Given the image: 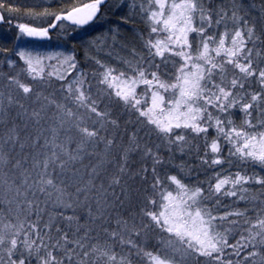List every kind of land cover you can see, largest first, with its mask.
<instances>
[{
	"label": "rangeland",
	"instance_id": "374dc122",
	"mask_svg": "<svg viewBox=\"0 0 264 264\" xmlns=\"http://www.w3.org/2000/svg\"><path fill=\"white\" fill-rule=\"evenodd\" d=\"M126 2L128 10L150 28L145 38L146 46L142 41L144 36L140 39V46L144 49V44L148 49L150 61L147 65H142L140 50L124 49L113 42L114 36L108 43L107 59L111 65L105 69L101 67L94 85L68 77L75 65L68 58L59 59L54 54H31L21 49L16 62L9 64L11 77L16 72L20 80L5 76V85L0 81L3 85H0V112H52L51 117L56 120L54 127L40 131L29 146L23 143L20 157L36 162L34 174L37 175L40 164L47 172L50 160L56 163L53 164L55 170L62 171L63 163L57 161L59 154L73 155L75 164L67 176L73 186H85V177L88 176L92 183L96 174L78 170L79 162L86 160L82 153L84 148L90 151L89 157L96 159L102 147V163L108 152L103 143L107 132L101 131L102 112H137L150 128L149 132L158 135V140L164 138L171 142L173 138V142H179L186 130L199 134L211 128L220 135L209 142L214 163H218L222 142L228 144L232 153L251 160L256 168L264 170V57L258 53L255 40L259 25H262L256 19L263 18L264 14H252L254 0H239L246 7L232 15H227L223 8L215 11L220 5L211 6L213 0ZM94 21L89 25H95ZM104 35L98 37L100 43L104 42ZM19 39L21 43L31 42L23 34ZM161 64L173 74L170 76L167 71L168 75L161 79L156 72ZM47 88L48 96L44 95ZM49 145L52 153L47 150ZM13 150L14 146H9L8 153ZM140 153L157 159L148 148L144 147ZM6 162V155H2L0 167ZM12 163L18 168L21 161L14 159ZM52 173L43 175L45 181L35 175V188L43 193L49 189L64 193L65 189L60 188ZM107 174V170L103 172L104 176ZM214 178L216 191L227 186H231V191L236 190L249 181L243 174L232 177L218 173ZM12 189L6 192L11 201H0L3 210L9 213L17 211L11 204L16 196ZM229 194L235 195V192ZM159 196L160 203L148 222L159 229L153 247L157 245L160 249L154 251L152 247L146 253L147 264H201L199 260L224 259L227 252L236 251L234 246L225 247L228 240L224 229L221 234L220 223L203 208L201 190L194 184L170 176L169 185L160 190ZM27 204L30 212L31 205L28 201ZM65 208L67 210L68 206ZM13 217L0 212V220ZM22 225L0 222V242L4 244L8 239L15 241L25 237ZM123 229L122 226L118 231L120 243L130 247L132 242L122 237ZM128 231L138 238L146 231V225L139 228L133 225ZM249 255L253 264H264V250L260 245L252 246ZM123 259L124 256L115 255L108 264H119ZM65 264L78 263L67 260Z\"/></svg>",
	"mask_w": 264,
	"mask_h": 264
},
{
	"label": "trees",
	"instance_id": "16d2710c",
	"mask_svg": "<svg viewBox=\"0 0 264 264\" xmlns=\"http://www.w3.org/2000/svg\"><path fill=\"white\" fill-rule=\"evenodd\" d=\"M94 1L0 0L3 16L0 24V81L5 85V76L11 77L8 66L16 62L18 52L23 49L31 54H54L59 59L68 58L75 65L68 77L94 85L101 67L105 69L111 65L107 55L110 53L109 39L113 36V42L124 49L140 50L142 65H147L150 60L145 38L150 28L128 10L125 4L128 0H107L100 6L95 25L83 29L71 27L60 20L62 14ZM213 1L211 6L220 5L215 11L223 8L227 15L246 7L239 0ZM253 7V15L264 14V0H254ZM256 20L262 22L256 32V49L264 57V16ZM24 24L46 29L51 35L50 41L21 43L20 27ZM102 33H105L102 37L104 42L100 43L98 37ZM143 36L144 49L140 46ZM167 71L170 76L173 74L163 64L156 70L161 79L168 75ZM13 77L20 80L19 73L15 72ZM48 90L44 91V95L48 96ZM102 113L101 131L107 132L109 137V140L103 137L106 140L104 146L108 149L105 160L102 163V147L96 159L89 157L90 151L84 148L82 153H85L86 160L79 162L78 170L93 171L96 178L90 183L86 176L85 186H73L67 176L75 164L73 155L59 154L57 161L63 163L62 171L55 170L53 164L56 163L51 160L47 172L45 166L39 163L37 175L34 174L36 162L20 157L24 142L29 146L40 131L55 126L52 112H0V157L6 155L7 160L4 167H0V201H9L6 192L13 188L16 196L11 204L17 208V211L9 213L0 204L3 216L14 215L0 222L3 225L9 221L15 225L23 223L22 233L25 235L15 241L8 239L4 244L0 242V264H65L67 260L78 264H108L115 255L124 256L119 264H147L146 253L159 235V229L148 222L149 217L156 211L160 190L169 185L170 176L186 184H194L201 190L203 208L215 217L216 223H220L221 234L224 229L223 234L228 240L225 247L236 248L233 253L227 252L224 259L199 260L201 264H253L249 255L252 246L260 245L264 250V222H261L264 221V170L256 168L251 160L235 155L228 144L222 142L218 163H214L209 153V142L216 136L220 138V135L211 128L199 134L184 130L182 141L173 142L172 138L171 142H167L164 138L158 140V135L149 132L150 128L137 112ZM11 145L14 150L8 153ZM47 147L52 153V146ZM144 147L154 152L157 159L147 154L142 156L140 151ZM14 159L21 161L18 168L12 163ZM106 170L108 174L104 176ZM50 171L60 188L65 189L64 193L59 190L55 193L50 189L43 193L35 188L36 178L45 181L43 175H48ZM218 173L232 177L243 174L249 177V181L236 190L231 191V186H227L216 191L214 177ZM234 192L235 195L229 194ZM27 201L31 205L30 212ZM253 223L257 225L253 226ZM133 225L136 228L146 225V231L134 238L128 231ZM122 226L125 229L122 230V237L132 242L130 247L120 243L118 231ZM157 248L160 249L154 246V251H158L155 250Z\"/></svg>",
	"mask_w": 264,
	"mask_h": 264
},
{
	"label": "water",
	"instance_id": "95a60500",
	"mask_svg": "<svg viewBox=\"0 0 264 264\" xmlns=\"http://www.w3.org/2000/svg\"><path fill=\"white\" fill-rule=\"evenodd\" d=\"M107 0H97L96 2H91L78 6L60 16V20L71 27H76L83 29L92 23L98 13L99 8ZM3 22V16L0 12V24ZM20 32L23 36L31 42H48L51 39L50 33L46 29H39L35 27H20Z\"/></svg>",
	"mask_w": 264,
	"mask_h": 264
}]
</instances>
